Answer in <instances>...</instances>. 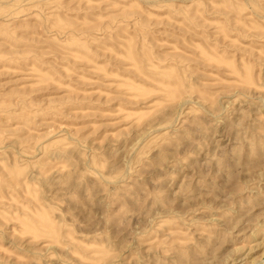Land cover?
Here are the masks:
<instances>
[{"label": "rangeland", "instance_id": "374dc122", "mask_svg": "<svg viewBox=\"0 0 264 264\" xmlns=\"http://www.w3.org/2000/svg\"><path fill=\"white\" fill-rule=\"evenodd\" d=\"M0 264H264V0H0Z\"/></svg>", "mask_w": 264, "mask_h": 264}]
</instances>
